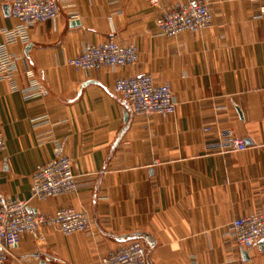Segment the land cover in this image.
<instances>
[{"label": "crops", "instance_id": "0c3cea01", "mask_svg": "<svg viewBox=\"0 0 264 264\" xmlns=\"http://www.w3.org/2000/svg\"><path fill=\"white\" fill-rule=\"evenodd\" d=\"M206 1L212 28L167 39L156 21L184 0H58L56 21L7 46L18 61L14 84L0 81V196L44 215L83 211L93 226L26 235L6 264H99L134 241L149 264H264V244L240 248L231 227L264 211V0ZM18 24L0 0V44ZM111 38L136 45L138 64L70 66L84 45ZM141 75L171 85L175 114L135 116L114 93ZM59 148L77 192L33 199L37 166Z\"/></svg>", "mask_w": 264, "mask_h": 264}, {"label": "built area", "instance_id": "2783aa9c", "mask_svg": "<svg viewBox=\"0 0 264 264\" xmlns=\"http://www.w3.org/2000/svg\"><path fill=\"white\" fill-rule=\"evenodd\" d=\"M6 1L10 3L12 17L19 24L14 30L5 32L6 42L0 44V81L14 84L18 58L8 52L7 46L16 42L27 44L31 28L56 21L60 7L58 0ZM159 5V0H151L153 8ZM156 24L164 37L175 39L184 33H200L212 28L213 15L206 0H184L163 12ZM139 60L140 53L136 45H127L111 38L100 45H84L80 55L70 60L69 64L77 71H101L135 66ZM114 93L135 116L168 117L177 110L171 85L156 84L152 75L119 79ZM4 147V140L0 137V152ZM233 149L245 150L246 145L236 141ZM76 192L77 178L72 161L62 149H56L50 162L37 166L32 178L31 197L46 201ZM92 226L91 217L83 211L69 208L44 215L31 212L24 201L0 196V264H6L26 235L41 242L48 229L57 230L68 237L87 233ZM231 227L233 239L240 248L250 250L259 243L264 244V211L236 219ZM99 264H149L147 249L140 241H134L103 256Z\"/></svg>", "mask_w": 264, "mask_h": 264}, {"label": "water", "instance_id": "95a60500", "mask_svg": "<svg viewBox=\"0 0 264 264\" xmlns=\"http://www.w3.org/2000/svg\"><path fill=\"white\" fill-rule=\"evenodd\" d=\"M128 118H129V115L126 113V115H125V120L127 121ZM245 256H247V253H245Z\"/></svg>", "mask_w": 264, "mask_h": 264}]
</instances>
